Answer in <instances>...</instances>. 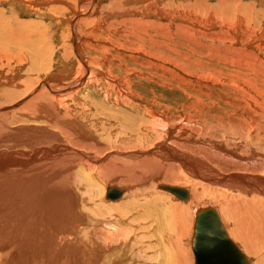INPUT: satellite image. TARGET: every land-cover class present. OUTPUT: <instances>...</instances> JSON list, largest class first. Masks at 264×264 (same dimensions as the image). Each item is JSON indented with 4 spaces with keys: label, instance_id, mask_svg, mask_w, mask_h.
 Masks as SVG:
<instances>
[{
    "label": "bare ground",
    "instance_id": "bare-ground-1",
    "mask_svg": "<svg viewBox=\"0 0 264 264\" xmlns=\"http://www.w3.org/2000/svg\"><path fill=\"white\" fill-rule=\"evenodd\" d=\"M56 1L73 11L69 51L75 55L78 70L73 78L70 73L69 79L58 81L57 86L40 78L38 86L34 85L35 72L42 66L51 67L50 62L46 64L52 56L48 57L44 44L47 28L41 32L44 23L20 19V11L14 13L11 8L12 20L0 18V264H194L192 237L196 212L209 205L216 208L227 233L249 263L264 264V92L260 89L259 94L258 87L245 77L226 79L244 90L231 92L225 88L227 98H209L212 103L234 102L235 110L223 117L225 122L213 119L218 124L209 126L204 118L186 115L179 125L171 118L168 120L163 111L142 104L145 114L141 117H136L138 113L127 114L126 110L119 113L126 124L119 125L118 131V125H106L112 123L108 116L116 111L109 115L104 111L107 105L103 104L110 101L111 105L129 106L130 98L120 90L116 95L110 94L108 88L100 97L87 92L80 96L79 89L92 81L96 83L97 78L90 74L87 59L80 53L76 27L85 33L88 29L97 40L99 33L105 32L100 27L105 28L109 17L116 12L136 13L140 5L113 0L107 7L102 6V17L97 18L104 0H80V5L69 4L70 0ZM143 1L145 5L141 6L150 15L169 19L172 16L171 19L181 22L166 24L154 23L148 17L138 19L144 25V35L155 29L170 40L181 38L184 32L192 41L188 35L191 31L206 35L213 42V37L219 36L228 43L253 44L264 52V21L254 23L257 19L254 21L251 13L261 14L262 9H256L258 3L242 5L240 0H218L211 4L209 0H195L193 5L185 6L182 0H171L172 4L167 1L164 8L160 2L165 0ZM0 2L10 7L18 5L30 15L48 8L46 4L52 0ZM235 6L239 8L234 9ZM53 7L47 10L52 13ZM225 16L234 19L226 20ZM13 20L16 22L12 25ZM125 23L119 24L129 27ZM113 25L116 30L107 27L106 34H120L119 27ZM129 31L124 29L120 39ZM36 35L43 40L41 43ZM141 36L138 38L145 39ZM66 55L60 57L62 64L67 63ZM228 57L225 61L231 60L230 64L237 62L232 55ZM25 63L32 64L35 74L18 79L27 75H19ZM11 64L16 66L6 73ZM253 65L247 67L249 70L233 71L238 76L246 71H262V64ZM79 101L82 106H78ZM93 107L98 110L92 112ZM101 114L108 116L98 119ZM176 124L180 129L173 136ZM218 126L221 127L217 129ZM111 185L125 187V194L116 200L107 199ZM164 186L186 188L190 198L180 199Z\"/></svg>",
    "mask_w": 264,
    "mask_h": 264
},
{
    "label": "rangeland",
    "instance_id": "rangeland-1",
    "mask_svg": "<svg viewBox=\"0 0 264 264\" xmlns=\"http://www.w3.org/2000/svg\"><path fill=\"white\" fill-rule=\"evenodd\" d=\"M54 1L55 0H52V2H49L48 4H46V5H48V6H46L48 8L43 7L40 13L30 14V15L27 12H25L23 9L20 10V7L18 5H12V7H10L9 4L0 2V12L2 14L6 13L5 15L4 14L2 15L0 13V18H2V19L4 17L10 18L12 14H9V13H12L11 10H13L14 13L16 11H20V16H19L20 19L31 18V19H36L37 21L41 20L44 23V25L45 24L47 25L46 27H43L44 25L41 26V32H44V29H46V28L48 30L44 33L45 39L48 40V42H46L47 40L44 41L45 46L47 45L46 47L45 46L44 47L47 50L48 57L52 56L51 59H48L46 61L47 65H49V62H50L51 67L42 66V64H40L41 63L40 62V63H38V66H42L43 68L41 67L39 70H42V69L43 70L42 71L38 70L37 72H35L36 73L35 74V73H32V69H31L32 64L31 63H25L24 67H22L23 70L20 72L19 75H23L26 73H27V75H23V76L18 78V79H21V78L28 79L35 74L34 75V81H35L34 85L35 86H38L40 79L41 80L46 79L48 81H51L53 83V86H54V82H55V85H56V83L59 84L60 81H63L65 79H69L71 74H72L71 78H73V76L76 75L75 73H77V71H78V70L76 71V68H77L76 65L77 64H76V60L74 57L75 55L74 56L72 55V50L69 51V48L72 49L70 44H72V41H73L72 40L73 26H70L71 25L70 18L73 15V11H71L72 9L71 8L69 9V7H67L66 4L59 3L58 1H56V3H55ZM70 1H69L70 3L69 2L68 3L72 4V5H73V3L74 4L80 3V0H70ZM112 1L113 0H104L102 2L101 6L99 8V14H97V16H96L97 18L102 17V14H103L102 8L110 5L112 3ZM142 1L143 0H123L122 3L132 5V6L133 5L137 6V4H135V3H138V6L140 5V10L139 11L137 10L138 12L136 11V13L130 12L129 14L127 12H125V13L116 12L117 13L116 15H112L111 17H109L107 19V23H106L105 28H103V26L100 27L101 29H103V30H101L102 32L103 31L107 32V30H106L107 27L109 29H113V28H116V26L113 24H116L117 27H119L121 29L120 30L118 28V30L120 31V34L126 28L128 31L130 30L128 34L123 33V37H121V39L119 37L120 34H117L116 32L115 33L112 32L111 35L106 34L104 32V33H99L100 38H98L96 40V39H94V37L92 35L90 36V34L92 32H90V33L87 32L88 29L85 33V31L82 30L80 27H76L77 41L79 44L80 53H81L82 57L85 59V61L87 59L86 62L88 63V66L90 69V74L94 77L96 76V78L100 81L99 82L96 79V83L94 81H92L93 82L92 84L90 83V84L84 86L83 88L79 89L80 96H84L87 92L91 96L100 97V95L108 88L109 89L108 91L111 92L110 94L116 95L117 90H120V92H123L124 94H126L130 98L131 105H129V106H126L123 104H118L119 105V106L117 105L119 107L118 108L115 105H111L110 101H108V103H106V104H103L104 106L107 105V106H105L107 108L104 107L107 111L106 110H104V111L108 112V114L112 111H116V114H113V115L109 114L110 117L106 114L105 115L104 114L99 115L98 119H100V118L104 119L105 117L107 118V116H108V118H112V119H109L112 122V123H110L111 125L106 124V122L104 124L109 125V127H113L115 125L114 126L115 128L118 125L117 130L119 131V129H121L120 126H122V124H126V122L124 121V116L119 114V113H121L122 110H123L122 112H124L126 110L125 112L127 114L132 113L131 115H133V116L134 115L136 116L138 113V115L136 117H141L145 114V111L143 109V105H145V106L149 105L151 107L150 109L155 110V111H163L162 113H164V116L167 117L168 120H170V118H171V120L175 121L176 123H179V125H181L180 124V122H182L181 119H184L186 115L187 116L190 115V116H198V117L204 118L207 120L209 126H211L212 123H214L213 126H215L218 124V121H215L213 119H219L220 118L223 122H225L223 117H227L228 115H230L235 110L234 106H233L234 102L231 100L232 103L228 104V103L224 102L223 100H221V101H218L216 103H212L213 100L209 99V98L210 97L216 98L219 96H222L223 99L227 98L228 94L226 92H224L225 88L231 92H237L240 90H242V91L244 90L240 86L236 87L233 84H229L226 81V79L235 80V79H241L242 77H243L242 79H244V77H245V80L252 81V84H255L258 87L259 94L261 92H264L263 91V89H264V52L262 50H260L259 48H256L253 44H247L246 42L242 43L240 41H233V42L230 41L229 42L230 44H229L228 42H225L222 39H221L222 40L221 41L220 40L221 37L219 38V36L213 37V38H216V41L215 40H214V42L209 41L208 37L206 35L202 36V34H200V35L194 34V32L192 33L191 31L188 32V35L192 38V41L189 40L185 36L184 32H182L181 38L177 39V37L174 38V37L170 36V37H172V38H170V40L168 38H166L167 40L165 38H163L161 36V31H157L155 29H150L147 32V35H144L143 31H141L143 29L144 25H142L141 21H139L138 19H146L148 17L147 19L152 20L154 23H160V22L163 23L164 22L166 24H172L174 22H175L174 24H177V23H181V22L176 20L175 18L171 19V18H173L172 16L170 17V19L168 17H162L163 18L162 19L159 16L155 17V16L150 15L146 9H143L142 6H144L145 4H144V1L143 2ZM167 1L169 3L171 2V0H165V1H161L160 4L162 6H164V8H165V6L168 5L166 3ZM194 1L195 0H182V3L185 6H189V5L191 6V5H193ZM227 1H235V0H227ZM240 1H241L242 5H246V4L247 5H251V4L253 5L254 3H258L256 9H258V10L262 9V12H261V14L260 13H258V15L256 14L257 15L256 16L255 11H252L251 13L252 14L254 13L252 15V18H254V21L257 19L256 20L257 22L255 21L254 23H260V22L264 21V19H263L264 18V3L262 4L261 1H259V0H240ZM209 2L211 4H213V3L217 4L218 0H209ZM182 3L178 2V4H182ZM80 4H78V5H80ZM171 4H172V2H171ZM2 6H3V8H2ZM52 6H54L53 7L54 11H52V13H51L47 9H50ZM56 6L57 7H59V6L63 7V9H60L61 10L60 11ZM10 8H11V10H10ZM233 8L238 9L239 6L238 7L235 6ZM117 11H119V10L117 9ZM111 12L114 14V11H111ZM54 13H55V15L53 16L52 14H54ZM100 13H102V14H100ZM137 14L140 16H138ZM131 15H133V16H131ZM260 15H261V17H260ZM116 16H118V17H116ZM206 16H207L206 14H204L203 16L201 15V17H206ZM141 17H143V18H141ZM224 18L227 20L229 18L231 19L232 17L225 16ZM135 19H136V21H135ZM232 19H234V18H232ZM258 20H260V21H258ZM123 21H125L126 22L125 25L128 24L129 27H126V26L123 27V24H121V25L119 24V23H122ZM131 21H133V22H131ZM15 22L16 21L13 20V22H10V23L13 25V24H15ZM111 24L113 25L112 28H110ZM186 24H188V23H186ZM84 29H86V28H84ZM113 30H116V29H113ZM254 31H257V30H254ZM108 33H110V32L108 31ZM204 33H206V32H204ZM41 35H43V33ZM139 35H142L141 37L144 36L145 39H139L138 38ZM36 37L38 38V42H40V40H42L38 35H36ZM102 37H104V38L107 37V38L104 39ZM123 38H125V39L123 40ZM126 39H128V40H126ZM155 39L157 41L159 40L158 41L159 45L157 44ZM160 40H162L163 43ZM218 41L219 42L221 41V42L218 43ZM100 43H102V44H100ZM166 43L167 44L169 43L168 46L165 45ZM50 44L52 45L51 47H49ZM161 44H163V45H161ZM99 45H100V47H99ZM169 45H170V47H169ZM48 47H49V50H51V52L48 50ZM60 50H61V52H60ZM95 51H97L98 53ZM103 52L108 53V56H107V54H104ZM237 52H242V53H237ZM47 54H46V57H47ZM63 55L67 56V58H66L67 63H64V64H62V61L64 62V60L60 59V57L62 58ZM96 55H99V56L97 57ZM231 55L235 60H237V62H234V64L229 63L231 60L225 61L226 57H228V56L230 58H232ZM234 55H236L237 57ZM91 59L93 61H91ZM164 59H166V60H164ZM238 59H239V61H238ZM0 61H1V57H0ZM254 61H256L257 64L255 63V65H253ZM92 62L97 64V65H94ZM3 63H5V60H3ZM251 64L253 66H260L261 65L263 67L262 71L260 73H249L248 71H246V73H244L245 75L239 74V76L236 73H234V71H233L234 69H238V68H244V69L249 70V68H247V67H251L252 66ZM15 66H16L15 64H11V66L9 68L6 67L7 69L5 70V72L6 73L11 72V69ZM239 66H241V67H239ZM27 67H28V69H27ZM260 67L258 69H260ZM24 70L26 72H24ZM72 71H73V73H72ZM215 73H217V74H215ZM48 74H51V78L49 75V79H51V80L48 79ZM59 74H61V75H59ZM35 76H37V77H35ZM60 76H61V78L62 77H64V78L61 79ZM67 76H69V77H67ZM101 76H102V78H101ZM226 76H228V77H226ZM231 76H233V77L235 76V77L233 78ZM55 77H57V80ZM37 78L39 81L37 80ZM222 79H223V81L219 82ZM58 81H59V83H58ZM257 84H259V85H257ZM99 88H101V89H99ZM242 91H240V92H242ZM26 92H29V91H26ZM25 94H27V93H25ZM243 95H248V94L244 93ZM195 97H196V99L194 100ZM80 103H81V105H80ZM77 104H78V106H82L83 103L79 101ZM120 108H121V110H119ZM138 108H139V110H138ZM92 109H93L92 112L98 110L97 107H93ZM117 111H118V113H117ZM116 115H117V117H115ZM114 118H116V119H114ZM102 122H104V120H102ZM107 123H109V122H107ZM127 123H130V121ZM175 127L176 128H174V131L172 133L173 136H175V134L180 129V127H178V124H176ZM220 127L221 126H218L216 128L218 129ZM182 138H185V137H182ZM257 145L259 148L260 143H258ZM225 146H226V144H225ZM245 154L247 155V153H245ZM218 169H220V167ZM240 172L243 173L244 171H240ZM111 186L114 187V185H111ZM122 188L124 189L125 187H122ZM124 194H125V192H124ZM204 201H206V200H204ZM222 216H223V213H222ZM223 217L225 219V216H223ZM192 221L194 222V218ZM154 222H155V217L152 219V223H154ZM188 238H189V236H188ZM193 259H194V257H193ZM194 264H195V262H194Z\"/></svg>",
    "mask_w": 264,
    "mask_h": 264
},
{
    "label": "water",
    "instance_id": "water-1",
    "mask_svg": "<svg viewBox=\"0 0 264 264\" xmlns=\"http://www.w3.org/2000/svg\"><path fill=\"white\" fill-rule=\"evenodd\" d=\"M164 188L183 200H188V189L167 186ZM124 193L123 189L108 187L106 198L116 200ZM192 249L195 264H250L245 253L227 233L216 208L209 205L196 212Z\"/></svg>",
    "mask_w": 264,
    "mask_h": 264
}]
</instances>
